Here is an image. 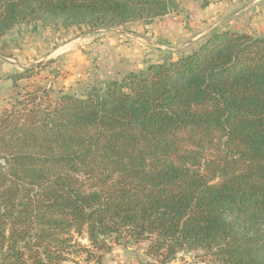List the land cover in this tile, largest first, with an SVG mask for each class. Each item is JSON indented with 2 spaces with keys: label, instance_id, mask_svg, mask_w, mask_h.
Listing matches in <instances>:
<instances>
[{
  "label": "trees",
  "instance_id": "16d2710c",
  "mask_svg": "<svg viewBox=\"0 0 264 264\" xmlns=\"http://www.w3.org/2000/svg\"><path fill=\"white\" fill-rule=\"evenodd\" d=\"M174 9L0 0V39L18 24L108 29ZM140 246L147 264H264V37L217 30L82 97L37 88L0 109V264H100Z\"/></svg>",
  "mask_w": 264,
  "mask_h": 264
},
{
  "label": "rangeland",
  "instance_id": "374dc122",
  "mask_svg": "<svg viewBox=\"0 0 264 264\" xmlns=\"http://www.w3.org/2000/svg\"><path fill=\"white\" fill-rule=\"evenodd\" d=\"M174 1H178L177 8L183 7L181 0ZM198 2L205 3L204 0ZM172 13L175 16L176 14L181 15L184 21L189 20L191 22L194 18V13L191 10L180 13L176 9ZM170 17H172L171 14H167L161 19L153 20L148 25ZM145 26L143 22L138 21L123 26L93 30L87 27H73L63 30L50 26L42 27L40 24L34 23L14 26L0 39L3 46L0 45L3 54V56L0 55V109L8 105L11 98L16 96L17 91L23 92L45 88L51 90L53 96L62 92L82 97L93 84L104 85L110 80L121 79L126 73L142 70L149 64L171 60L172 57L162 59L153 51V53H148V57H142L138 64L124 63L130 58L129 55L131 54L133 59L136 58L133 50L127 49V47L131 48L135 45V42L130 43V38L120 34V31L131 32L135 30L137 32L138 28H144ZM114 30L119 31L114 32ZM138 43L136 48L140 50L144 47V44L140 41ZM176 58H172V60ZM31 68V77L19 81L17 84L18 90L15 91L12 88L9 76L13 73H23L24 70ZM78 240L82 245L87 244L85 239ZM143 249L144 246L125 250L113 247L110 254L102 257L100 264H147L143 256ZM74 257L72 256L71 259L75 261V264H85L83 261L84 256ZM172 262L210 264L207 260L194 258L191 253H182L178 259ZM89 264L95 263L91 262Z\"/></svg>",
  "mask_w": 264,
  "mask_h": 264
},
{
  "label": "crops",
  "instance_id": "0c3cea01",
  "mask_svg": "<svg viewBox=\"0 0 264 264\" xmlns=\"http://www.w3.org/2000/svg\"><path fill=\"white\" fill-rule=\"evenodd\" d=\"M170 1L175 9L169 13L172 16L169 19L155 21L144 28H138L137 32L120 31V34L130 38V43L135 42V45L127 49L133 50L136 58L129 55L125 64H138L142 57H148V53L153 51L162 59L176 58L195 49L205 37L220 29L264 37V0H204V4L199 3V0H181L183 7L178 8V1ZM176 9L180 13L191 10L194 13L193 20L184 21L181 15L175 16L172 12ZM138 41L144 44L140 50L136 48Z\"/></svg>",
  "mask_w": 264,
  "mask_h": 264
}]
</instances>
